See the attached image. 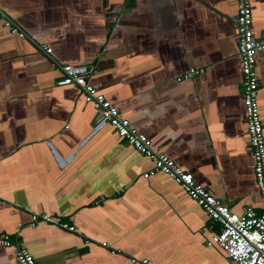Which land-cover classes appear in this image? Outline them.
Wrapping results in <instances>:
<instances>
[{"label": "crops", "instance_id": "obj_1", "mask_svg": "<svg viewBox=\"0 0 264 264\" xmlns=\"http://www.w3.org/2000/svg\"><path fill=\"white\" fill-rule=\"evenodd\" d=\"M236 2L0 0L26 33L0 20V233L14 244L0 246V264H18L16 246L39 264H235L206 244L219 224L167 175L145 178L151 160L78 87L56 81L58 64L86 66L90 82L198 183L234 212L260 211ZM250 2L254 35L264 36V0ZM190 67L204 72L181 78ZM256 73L264 125V51Z\"/></svg>", "mask_w": 264, "mask_h": 264}, {"label": "built area", "instance_id": "obj_2", "mask_svg": "<svg viewBox=\"0 0 264 264\" xmlns=\"http://www.w3.org/2000/svg\"><path fill=\"white\" fill-rule=\"evenodd\" d=\"M235 18L238 56L240 59L242 103L246 112L247 133L253 155V174L257 188L263 201V208L256 211L253 207H245L241 213L232 211L228 205L214 196L205 186L194 179V175L186 171L159 145L123 116L118 108L101 93L88 79V69L84 65L71 63L58 64L61 76L58 85L78 87L84 100L90 103L99 114L100 119L113 127L117 136L132 146L153 163V168L143 173L145 178L161 172L175 181L194 201L201 206L209 218L219 224L206 244L218 246L235 264H264V125L257 101L258 76L256 73V56L264 51V36L256 37L252 29V8L250 0H237ZM2 23L20 38L26 37L23 29L5 13H0ZM47 54L51 48L40 46ZM204 72V69L190 67L181 78H188ZM36 222L39 219L54 221L47 214L32 215ZM56 224V222H52ZM68 230L74 226L62 224ZM13 242L6 233H0V246L11 247ZM105 246L106 242H102ZM114 252V250H111ZM15 257L18 264H39L33 255L24 247L16 246ZM132 263L151 264L148 258H131Z\"/></svg>", "mask_w": 264, "mask_h": 264}, {"label": "water", "instance_id": "obj_3", "mask_svg": "<svg viewBox=\"0 0 264 264\" xmlns=\"http://www.w3.org/2000/svg\"><path fill=\"white\" fill-rule=\"evenodd\" d=\"M3 24V23H2ZM4 25V24H3ZM98 114V113H97ZM99 115V114H98ZM99 118H100V116H99Z\"/></svg>", "mask_w": 264, "mask_h": 264}]
</instances>
